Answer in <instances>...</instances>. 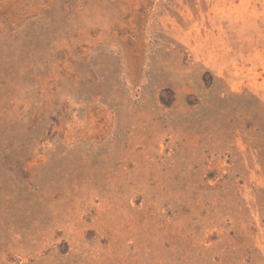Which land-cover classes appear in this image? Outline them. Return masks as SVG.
<instances>
[{
	"label": "rangeland",
	"instance_id": "rangeland-1",
	"mask_svg": "<svg viewBox=\"0 0 264 264\" xmlns=\"http://www.w3.org/2000/svg\"><path fill=\"white\" fill-rule=\"evenodd\" d=\"M0 264H264V0H0Z\"/></svg>",
	"mask_w": 264,
	"mask_h": 264
}]
</instances>
